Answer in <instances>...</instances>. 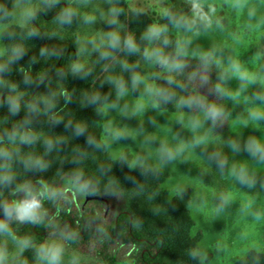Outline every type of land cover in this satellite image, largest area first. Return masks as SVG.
Returning <instances> with one entry per match:
<instances>
[{"label":"trees","instance_id":"16d2710c","mask_svg":"<svg viewBox=\"0 0 264 264\" xmlns=\"http://www.w3.org/2000/svg\"><path fill=\"white\" fill-rule=\"evenodd\" d=\"M30 2L34 16L28 23L12 24L2 34L5 54L0 61V148L8 151L11 158L0 157V175L5 174L2 166L8 164L15 179L10 186L0 185V220L5 219V201L22 199L23 192L12 193L17 185L27 184L35 191H43L46 185L60 194L56 199L41 198L46 212L41 222H10L11 232L5 233L12 241H30L12 264H38L37 249L59 231L66 232L69 248L77 253L91 251L100 264H203L197 255L201 235L191 234L195 222L189 211L190 191L171 196L161 187L167 174L141 166L132 169L130 152L113 160L101 141L103 129L99 124L104 106L117 96L114 81H123L124 94L131 91V76L141 71L144 49L159 47L174 55L177 38L166 34L170 41L167 46L162 43L164 37L153 43L141 39L153 21L147 13L131 10L126 0ZM202 8L206 13L207 8ZM65 12L72 13L70 22L61 21ZM190 13L192 4L180 3L178 14ZM12 19L13 0H0V23L8 24ZM113 19L115 24L110 23ZM166 20L169 22L167 17ZM110 32L119 34L121 48L107 46ZM126 36L134 38L139 53L129 54L123 49ZM15 49H22L19 57ZM102 52L111 55L103 59ZM183 59L187 68L182 74L175 73V81L184 87L168 84L166 77L158 73L154 77L156 87L170 92L195 89L200 95L190 92L191 96L201 98L206 105L216 104L225 112L222 121L214 126L215 132L227 130L225 98L214 91L218 73L213 60L206 83L211 88H202L201 59ZM76 63L83 65L82 72H73ZM124 63L129 65L127 69ZM194 72L198 75L190 80ZM94 96L99 97L95 102ZM10 98L19 103L15 114L9 111ZM157 107L168 112L177 110L173 100L159 102ZM181 110L205 113L196 108ZM77 127L83 129L82 133L77 134ZM13 131L17 132L15 141L9 140ZM25 132L36 137L34 142H20L19 135ZM30 158L41 160L47 169L26 168L24 162ZM77 174L89 182L84 205L76 191L62 188L66 180L74 182ZM90 202L103 204L104 211L89 206ZM234 264H264V254L250 251Z\"/></svg>","mask_w":264,"mask_h":264},{"label":"rangeland","instance_id":"374dc122","mask_svg":"<svg viewBox=\"0 0 264 264\" xmlns=\"http://www.w3.org/2000/svg\"><path fill=\"white\" fill-rule=\"evenodd\" d=\"M126 1L131 10L147 13L153 25H167L166 34L173 35L186 46L185 57L199 59L204 53H213L218 73L214 85L219 83L227 93L223 97L228 129L216 133L204 112H184L177 106L178 99L187 98L190 92L200 95L190 87L189 90H174L175 112L153 107L155 97L146 92V87H156L155 74L171 75L175 80L178 76L143 59L139 72L143 80L139 86L119 98L114 97L104 106L99 124L106 151L113 160L130 152L132 169L141 166L164 171L167 179L161 187L171 196L190 191L189 211L195 222L191 234L201 235L197 255L203 264H234L250 251L264 254V161L254 158L247 150L251 140L264 147V119L251 115L253 111L264 114V102L254 98V94L264 95V0H199L201 6L207 8L212 25L205 28L198 22L190 30L167 22L165 12L177 19L191 20L193 13L178 14L180 3H191V0ZM26 10H34L30 0H13L12 21L0 23V61L5 54L3 32L12 24L26 25L29 21L23 18ZM232 62L239 65V71L232 67ZM221 74L224 80L219 79ZM242 74L255 77V80H241ZM201 86L211 88L207 84ZM117 132L121 134L119 138H116ZM196 140L200 141L198 145ZM162 149L177 153L175 159L167 160ZM219 161L224 162L223 168ZM241 168L255 181L253 187L236 179ZM62 188L76 191L84 205V193L76 190L73 181L66 180ZM63 193L69 194L65 190ZM222 196L227 197L223 205ZM88 205L97 211L105 208L97 202ZM0 237L4 239L0 241V249L6 254L3 264H12L22 247L6 233ZM52 243L63 246L61 264H100L91 251L77 253L69 248L65 231L51 234L44 245Z\"/></svg>","mask_w":264,"mask_h":264},{"label":"clouds","instance_id":"9594fccd","mask_svg":"<svg viewBox=\"0 0 264 264\" xmlns=\"http://www.w3.org/2000/svg\"><path fill=\"white\" fill-rule=\"evenodd\" d=\"M192 4V10L194 14V18L189 20L187 18L181 17L177 19L173 14L168 13L167 11L165 12V15L169 22L174 26V27H183L186 30H190L192 27L196 26L197 23H201L205 28L211 27L212 25V20L210 16L203 11V8L199 2V0H191ZM214 11V9H211ZM112 12H116V9H112ZM71 12H65L61 16V21L62 22H70L71 20ZM34 16V12L31 10H26L23 13V18L25 22L27 20H30ZM91 19V18H89ZM110 23L115 24L116 21L113 19L110 21ZM219 23V21H217ZM168 32V26L163 25V26H157V25H152L148 28L147 32L143 34L141 39L148 41L149 43H153L155 41L161 40V37H164L162 40V43L167 46L170 41L167 39L166 33ZM32 33H30L31 35ZM108 35V47L116 50L121 48V38L118 33L116 32H110L107 34ZM123 49L129 53V54H135L140 52V48L135 42L134 38L131 36H126L123 40ZM43 49L41 50L43 54ZM15 54L17 57L22 52V49H15L14 50ZM111 54L109 52H102L101 53V58L107 59ZM187 56V49L184 44H181L179 41L177 42V47L174 55H165L163 50L159 47H154L151 50L148 48H145L143 51V58L146 61H149L153 64H156L164 69H167L169 73L175 72L177 74H182L187 68V64L185 63L183 57ZM212 56L213 53L208 52L204 53L201 56V67L203 74H199V80L201 84H206L209 80V77L207 75L209 65L212 63ZM219 63V61H217ZM124 68H128L129 65L127 63L123 64ZM232 67L235 68L237 71H239V65L235 62H232ZM73 72L74 73H80L83 71V65L76 63L73 64L72 66ZM86 74V73H85ZM197 73H192L189 77L190 80L195 79L197 77ZM241 80L249 79V80H255V77H249L247 74H242L241 75ZM166 82L170 85L176 84L177 87L183 88V85L178 84L174 77L171 75L167 76ZM220 80H224L225 76L224 74H221L219 76ZM143 78L138 74V73H133L131 76V82H132V87L133 89H136L139 84L142 82ZM117 85V96L118 98L122 96L125 92V86L122 80L114 81ZM214 91L218 94L221 95H226L227 93H224L223 89L221 88L220 84H216ZM146 92L153 95L156 99L153 100V107H157L159 102L163 103H168L169 101L173 100L175 98V93L170 92L165 88H160V87H152L148 86L146 87ZM64 95H67V93H64ZM230 95V94H228ZM254 98L256 100L264 102V95H258L254 94ZM93 101L95 102L96 100L99 99L98 96H94ZM9 111L12 114H15L18 109H19V103L16 98H10L9 99ZM177 106L178 107H184L188 108L189 110H192L194 108L196 109H202L205 111L206 114V119L210 120L212 125L215 126L217 122L222 121V119L225 116V112L223 108L218 107L216 104H204L201 98L199 97H193V96H188L187 98L185 97H180L177 101ZM113 108L116 107L115 104L112 105ZM251 115L256 118V119H264V114H261L259 111H253ZM83 129L80 127L76 128L77 134L82 133ZM116 138L120 137V133L117 132ZM17 137V132L13 131L9 135V140L15 141ZM36 137L31 134L30 132H25L22 135H19V140L21 143L24 144H31L34 142ZM49 146L51 145V142L48 141L46 142ZM200 141L196 140L195 144H199ZM99 147V145H97ZM233 148H236V145H232ZM247 150L250 152V154L254 158H258L260 161H264V147L260 146L255 140L249 141L247 145ZM162 152L166 156L167 160H172L175 159V156L177 153L173 152L171 149H162ZM0 157H4L6 159L11 158V154L6 151L5 149L0 148ZM25 167L32 169L35 168L39 171H44L47 169L48 165L43 163L41 160H32L31 158L27 161L24 162ZM219 166L223 168L224 162L219 161ZM5 169V174L0 175V185L4 186H10L15 179L13 175L10 174L9 172V165L4 164L2 166ZM236 179L241 183L246 185L247 187L251 188L254 186L255 181L251 180L245 170L241 168L239 174H237ZM74 186L76 187V190L82 193L87 194L89 191V182L88 181H82V176L81 174H77L74 180ZM44 190L43 191H35L30 185H17L14 189H12L13 195L19 192H23L24 196L22 199H15L11 203L5 201L3 204V212L5 219L0 220V234L2 233H10V227L9 224L11 221H17L21 224L27 222V223H32L36 224L39 223L43 220L44 216L46 215V212L43 209L42 205V199L45 196L49 199H56L57 196L60 194L58 190L55 189H49L46 185L43 186ZM227 203V197H221V204H226ZM15 239V237H14ZM30 241L25 238L23 240L19 241V244L21 245L22 248L28 247ZM5 250L0 249V264H3L5 260ZM37 260L38 264H61L62 261V255H63V246L52 243L49 245H41L37 249ZM195 255V254H194Z\"/></svg>","mask_w":264,"mask_h":264}]
</instances>
